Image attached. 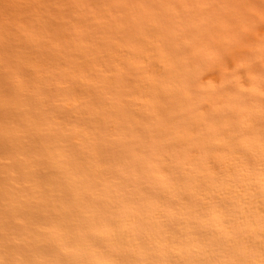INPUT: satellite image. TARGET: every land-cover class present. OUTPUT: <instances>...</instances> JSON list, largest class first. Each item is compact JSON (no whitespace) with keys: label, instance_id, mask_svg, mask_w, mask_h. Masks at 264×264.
I'll return each instance as SVG.
<instances>
[{"label":"bare ground","instance_id":"bare-ground-1","mask_svg":"<svg viewBox=\"0 0 264 264\" xmlns=\"http://www.w3.org/2000/svg\"><path fill=\"white\" fill-rule=\"evenodd\" d=\"M0 264H264V0H0Z\"/></svg>","mask_w":264,"mask_h":264}]
</instances>
